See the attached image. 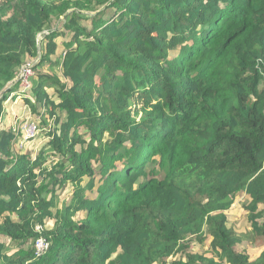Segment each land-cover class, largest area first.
I'll return each mask as SVG.
<instances>
[{"label":"trees","instance_id":"1","mask_svg":"<svg viewBox=\"0 0 264 264\" xmlns=\"http://www.w3.org/2000/svg\"><path fill=\"white\" fill-rule=\"evenodd\" d=\"M12 95L51 127L36 154ZM240 194L264 239V0H0V264H264L236 251Z\"/></svg>","mask_w":264,"mask_h":264},{"label":"rangeland","instance_id":"2","mask_svg":"<svg viewBox=\"0 0 264 264\" xmlns=\"http://www.w3.org/2000/svg\"><path fill=\"white\" fill-rule=\"evenodd\" d=\"M56 26L60 27L62 26V23L58 22ZM44 39L43 35L39 36L40 43ZM68 38H60L58 39V45L61 47V50H63L62 44L64 42H68ZM61 55V54H60ZM58 56L52 57V60L55 62L57 61ZM32 64H36V59L34 58H26L23 66H32ZM48 64H46L43 67V70H48ZM55 71V70H54ZM51 73V70L49 71ZM57 72V70H56ZM19 77L20 75H23V69H19ZM58 74L59 70H58ZM35 75L32 74L29 77V84L32 89V81ZM31 91V90H30ZM25 96L33 97V94L30 92V94H25ZM12 96H9L8 101L4 103L3 106V113H2V127L12 130L16 133L20 132L21 135L24 136L21 142L19 143V150L26 151L31 150L33 153H37L43 146H45V143L48 141V133L49 129L51 128L50 125L47 127L44 124H42V128L40 127L41 120L38 119L39 115L37 112H33L29 106H27L25 98L22 96V99H19V97H14L12 99ZM63 116V114H62ZM29 125H36L37 128H39V132L36 135L34 139H26L25 138V126ZM38 131V130H37ZM24 134V135H23ZM22 143V145H21ZM61 196V195H60ZM64 197V195L62 196ZM248 203V199L245 194H240L237 196L235 204L231 208L230 211H228L226 214L228 216V222L229 227L232 228L242 239V243L239 244L236 247V251L239 253H247L251 261L254 262L259 258L261 253L264 251V239L256 235L251 228V225L248 221V213L244 209V206ZM264 210V206L262 207ZM51 223L48 225V228H51ZM189 253L191 254H199V255H206L211 256V253L209 251V244L210 241H208L206 244H201L196 241V239H193L189 242ZM188 253V254H189ZM186 259L185 253L177 254L175 257H172L173 264H176V261Z\"/></svg>","mask_w":264,"mask_h":264},{"label":"built area","instance_id":"3","mask_svg":"<svg viewBox=\"0 0 264 264\" xmlns=\"http://www.w3.org/2000/svg\"><path fill=\"white\" fill-rule=\"evenodd\" d=\"M22 69H23V75L22 76L20 75V77H19V79L22 81L20 92L23 96H25V94H30V92H31L30 91L31 86L29 84V77H30V75L32 76V74L34 75L33 64L31 67L30 66H28V67L23 66ZM28 108H29V106H28ZM24 131H25V138L26 139H30V138L34 139L40 130L34 124H32V125L27 124L24 128ZM21 145H22V143H21ZM43 230H44V227L42 225L36 226L37 232L41 233ZM49 248H50V241L47 238H45L44 236L39 237L37 239V241L35 242V249H36V254L38 257L46 254L47 251L49 250ZM165 264H173L172 257H170L166 261Z\"/></svg>","mask_w":264,"mask_h":264},{"label":"crops","instance_id":"4","mask_svg":"<svg viewBox=\"0 0 264 264\" xmlns=\"http://www.w3.org/2000/svg\"><path fill=\"white\" fill-rule=\"evenodd\" d=\"M14 95H12V97H13ZM19 99H22L21 97H19Z\"/></svg>","mask_w":264,"mask_h":264}]
</instances>
